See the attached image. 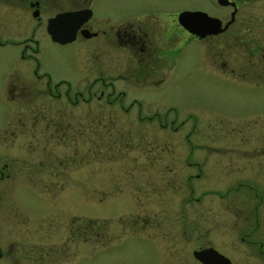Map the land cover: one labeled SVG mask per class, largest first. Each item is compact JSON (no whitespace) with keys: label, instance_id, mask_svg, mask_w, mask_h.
<instances>
[{"label":"rangeland","instance_id":"obj_1","mask_svg":"<svg viewBox=\"0 0 264 264\" xmlns=\"http://www.w3.org/2000/svg\"><path fill=\"white\" fill-rule=\"evenodd\" d=\"M114 2L99 0L97 11L111 9ZM116 2H120L122 15L152 7L172 10L182 5L215 15L228 10L215 0ZM241 7L261 13L264 0L242 3ZM10 24L9 19L0 16V41L11 38ZM36 35L41 70L54 78L66 75L75 79L80 74L81 45L52 42L44 25ZM193 50L189 48L178 71L180 74L181 67L184 69L183 81L175 77L154 88L152 98L149 94L141 100L143 112L152 108L158 116L140 121L135 111L130 117L117 115L120 110L115 105L114 111L113 107H105L107 115L103 119L104 106L91 105L89 122H82L81 116L79 121L74 117L68 132L71 146L65 147L61 141L52 143L48 133L45 138L38 129L25 131L18 126L21 123H16L20 118L17 113L26 105L23 100L6 97V83L20 74L33 76L35 63L22 58L17 45L0 44V167L6 158L13 160L9 169L5 168L8 176L0 177V264H154L158 240L150 236L158 237L162 243L177 234L209 238L207 228L196 229L194 225L198 220L206 222L209 216L222 214L221 200L210 191L221 190L234 177L231 172L225 176V171L223 177H218L214 161L240 155L235 140L218 132L236 134L244 121L242 115L257 111L261 103L264 106V97H235L206 80V75L197 69ZM75 109L80 114L82 107ZM114 112L116 115H110ZM163 113L169 123L176 125L181 118L185 122L179 129H173L171 124L161 127L158 123ZM8 122H12L11 126ZM5 126L16 127L13 134L4 137ZM189 131L191 142L198 145L197 153L211 156L214 166L190 180L191 194L185 173L178 172L179 167L182 171L181 148L188 149L185 135ZM44 139L48 140L47 146L57 147L47 150ZM164 140L171 143L167 154L162 147ZM71 151L72 160L67 162L65 155ZM168 161L170 172L166 171ZM85 220L89 222L88 234L83 231ZM180 221L188 225L186 235L180 232ZM168 222L176 230L165 227ZM218 232L209 229L212 237L223 236ZM84 235L89 239H83ZM102 237L104 243H100ZM173 246L177 249L178 244ZM176 249H170L171 264L183 260L172 254ZM234 259L239 261L237 256Z\"/></svg>","mask_w":264,"mask_h":264},{"label":"flooded vegetation","instance_id":"obj_2","mask_svg":"<svg viewBox=\"0 0 264 264\" xmlns=\"http://www.w3.org/2000/svg\"><path fill=\"white\" fill-rule=\"evenodd\" d=\"M114 1L111 9L98 12L99 0H0V16L11 21L9 30L12 32L11 38L1 40L0 44L17 45L21 57L33 59L35 63L33 76L20 74V77L8 80L5 87L7 98L25 102V108L17 113L20 118L16 119V123H21L18 125L21 129L28 131L30 128L33 132L38 129L45 138L48 133L52 143L61 141V146L68 147V132L74 117L79 121L78 116H81L82 122H89L91 105L104 106L103 119L105 107H113L114 111L117 105L120 110L117 115L130 117L135 111L138 120H152L153 116L159 115L158 111L147 108L143 112L141 100L149 94L152 98L154 88L168 84L175 77L178 82L184 80V69L181 67L180 74L178 71L189 48L194 49L197 69L206 75V80L235 97H264V12L254 14L241 7L242 3L258 0H230L232 3L224 5L227 12L221 15L206 11L219 18L221 23L218 28H206L203 33L189 31L179 20V13L183 10L203 9L184 5L172 10L152 7L122 15L120 2ZM82 8L90 9L89 16L77 28L74 39L64 43L51 39L47 32L48 19L59 12ZM42 25L52 42L81 45L78 53L80 74L75 79L66 75L54 78L41 70L36 32H41ZM78 105L82 107L80 114L75 109ZM242 116L244 121L236 134H230L228 130L218 132L235 140L240 154L225 161H214L218 165V177H223L222 171H225L224 175L234 174L224 188L210 191L221 200V219L209 216L211 219L206 222L196 221L198 225L195 223L194 228H207L205 234L209 238L206 239L202 235L177 234L162 243L156 236L148 237L158 240L159 253L154 264H171L170 249H176L174 244L178 247L172 254L183 258L182 261L178 259L179 264H206L194 255L195 250L206 248L215 249L231 264H264V106L261 103L257 111ZM184 122L185 119L181 118L176 125L169 123L163 113L158 125L167 127L171 124L173 129H179ZM7 124L11 126L12 122ZM15 128L5 126L4 137L13 134ZM190 136L191 131L185 135L188 149L181 148L182 171L180 167L178 170L185 173L189 194L193 192L190 180L202 176L207 168L214 169L211 156L198 154V145L191 142ZM44 144L47 150L57 147L47 146V139ZM170 144L165 141L162 146L166 154ZM47 150H44L45 154ZM65 159L67 162L72 160V151L65 155ZM12 161L6 158L2 163L1 178L8 176L5 168L9 169ZM171 170L168 161L166 171ZM88 223V220L82 223L86 234ZM165 227L176 230L170 222ZM210 227L223 236H210ZM186 228L188 225L180 221V232L186 235ZM84 238L89 239L87 235ZM70 239H73L72 235ZM101 240L100 243H104V237ZM0 256H3L1 248ZM236 256L239 261L234 259Z\"/></svg>","mask_w":264,"mask_h":264},{"label":"water","instance_id":"obj_3","mask_svg":"<svg viewBox=\"0 0 264 264\" xmlns=\"http://www.w3.org/2000/svg\"><path fill=\"white\" fill-rule=\"evenodd\" d=\"M218 3L226 5L232 3L230 0H217ZM90 9L63 11L48 19L47 32L51 38L60 43L74 39L77 28L89 16ZM179 20L186 28L194 33H203L206 28H218L220 19L210 16L201 10H183L179 13ZM194 255L206 264H231L230 260L213 248L195 250Z\"/></svg>","mask_w":264,"mask_h":264}]
</instances>
